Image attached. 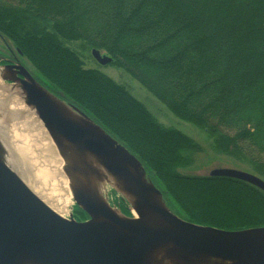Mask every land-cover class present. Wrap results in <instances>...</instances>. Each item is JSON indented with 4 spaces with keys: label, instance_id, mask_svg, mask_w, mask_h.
Wrapping results in <instances>:
<instances>
[{
    "label": "trees",
    "instance_id": "16d2710c",
    "mask_svg": "<svg viewBox=\"0 0 264 264\" xmlns=\"http://www.w3.org/2000/svg\"><path fill=\"white\" fill-rule=\"evenodd\" d=\"M0 40L134 154L175 214L227 230L264 226L262 190L179 171L199 144L66 44L103 51L174 116L203 128L215 152L264 179V0H0Z\"/></svg>",
    "mask_w": 264,
    "mask_h": 264
},
{
    "label": "water",
    "instance_id": "95a60500",
    "mask_svg": "<svg viewBox=\"0 0 264 264\" xmlns=\"http://www.w3.org/2000/svg\"><path fill=\"white\" fill-rule=\"evenodd\" d=\"M91 55L100 65L112 60L95 48ZM0 80L18 88L47 131L70 197L87 214L77 220L72 206L61 214L52 209L9 164L0 141V264H264V226L227 230L181 218L134 154L23 63L0 64ZM206 175L264 192V179L253 172L216 167ZM112 191L129 214L113 203Z\"/></svg>",
    "mask_w": 264,
    "mask_h": 264
},
{
    "label": "rangeland",
    "instance_id": "374dc122",
    "mask_svg": "<svg viewBox=\"0 0 264 264\" xmlns=\"http://www.w3.org/2000/svg\"><path fill=\"white\" fill-rule=\"evenodd\" d=\"M66 44L82 55L85 67L97 68L113 80L125 85L131 94L141 101L162 125L179 129L199 144L200 150L194 153L192 163L187 167L180 168L179 171L193 175H206L213 168L221 167L253 172L247 163L239 162L228 155L215 152L211 145L212 140L203 128L174 116L160 101L122 68L111 64H98L92 57L91 51L83 47V42L71 41ZM0 47H2L1 40ZM101 54H104V52L101 51ZM26 65L29 67L28 64ZM2 112L0 113V141L7 152V157L14 170L44 200L45 197L38 192H41L42 185L48 191H53L55 197L61 200L65 199V202L71 203L69 206H72L74 209L75 204L73 199L70 196L67 198L59 188L58 179L56 178L57 174L52 170V160H47V157H49L46 156L49 153L48 148L41 150L39 148L41 143L33 140L28 132L22 129L23 126L19 120H13L11 113L8 111ZM41 142L46 146L43 141ZM35 147L38 151L34 149ZM23 173H27L28 177H26V174L24 176ZM108 187L110 185L105 183L101 189L104 192ZM76 215H73L74 218H77Z\"/></svg>",
    "mask_w": 264,
    "mask_h": 264
},
{
    "label": "bare ground",
    "instance_id": "6f19581e",
    "mask_svg": "<svg viewBox=\"0 0 264 264\" xmlns=\"http://www.w3.org/2000/svg\"><path fill=\"white\" fill-rule=\"evenodd\" d=\"M21 94L22 93L19 92L17 87L15 88L13 86H3L0 80V110H9L13 118L19 119L21 125L24 127L23 130L27 131L33 140H37L41 143V146H39L41 150H45L48 147V152L50 151L51 153H48V155H46L50 157H47V160H52V170H54L57 174L56 178L58 179L59 188L63 192V194H65L68 198L71 194L69 191L67 179L64 177L63 171L61 170L60 160L58 158L57 151L55 150V146L49 138L47 131L45 130L41 122L36 118L33 111H31L27 106H25ZM9 104L14 105L15 107L10 106ZM41 141H43L47 147L42 144ZM34 149L37 148L35 147ZM7 161H9V159H7ZM25 174L26 177H28V174ZM38 192L39 194L41 193L43 197H45V201L48 203V205L59 214L67 210L68 206L71 204L69 202H65V199L61 200L60 198L55 197L53 195V191H48L43 185L41 188V192Z\"/></svg>",
    "mask_w": 264,
    "mask_h": 264
},
{
    "label": "flooded vegetation",
    "instance_id": "af4514ba",
    "mask_svg": "<svg viewBox=\"0 0 264 264\" xmlns=\"http://www.w3.org/2000/svg\"><path fill=\"white\" fill-rule=\"evenodd\" d=\"M1 44H2V47H0V60L2 61V64H6L8 62H21L20 57L16 53H14V51L11 48H6L3 41H1ZM28 71L37 80L33 72L29 69Z\"/></svg>",
    "mask_w": 264,
    "mask_h": 264
}]
</instances>
